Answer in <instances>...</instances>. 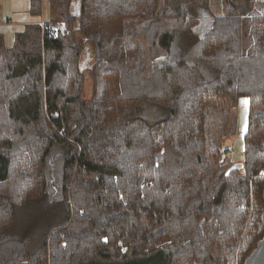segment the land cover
Wrapping results in <instances>:
<instances>
[{
	"label": "trees",
	"instance_id": "16d2710c",
	"mask_svg": "<svg viewBox=\"0 0 264 264\" xmlns=\"http://www.w3.org/2000/svg\"><path fill=\"white\" fill-rule=\"evenodd\" d=\"M47 1L0 43V264H244L264 235V2Z\"/></svg>",
	"mask_w": 264,
	"mask_h": 264
},
{
	"label": "rangeland",
	"instance_id": "374dc122",
	"mask_svg": "<svg viewBox=\"0 0 264 264\" xmlns=\"http://www.w3.org/2000/svg\"><path fill=\"white\" fill-rule=\"evenodd\" d=\"M210 12L212 15L221 14V9L216 6L219 0H209ZM29 0H0V43L5 49L12 48L16 33L22 31L28 24H42L52 18V11L47 0H41L40 15L34 16L29 10ZM86 96L90 92V77L85 76ZM240 103V101H239ZM237 136L231 153L232 169L242 170V141L247 126L248 111L244 104L239 105ZM240 131V132H239ZM264 176V171L261 172Z\"/></svg>",
	"mask_w": 264,
	"mask_h": 264
},
{
	"label": "water",
	"instance_id": "95a60500",
	"mask_svg": "<svg viewBox=\"0 0 264 264\" xmlns=\"http://www.w3.org/2000/svg\"><path fill=\"white\" fill-rule=\"evenodd\" d=\"M85 65H83L80 71H83ZM263 204H264V191H263ZM244 264H264V235L256 244L255 249L244 261Z\"/></svg>",
	"mask_w": 264,
	"mask_h": 264
},
{
	"label": "crops",
	"instance_id": "0c3cea01",
	"mask_svg": "<svg viewBox=\"0 0 264 264\" xmlns=\"http://www.w3.org/2000/svg\"><path fill=\"white\" fill-rule=\"evenodd\" d=\"M258 1H263L264 2V0H258ZM239 101H240V103H239ZM239 101H238V107H239V105L244 104V108L248 111V100L246 98H241V99H239ZM238 115H239V108H238Z\"/></svg>",
	"mask_w": 264,
	"mask_h": 264
}]
</instances>
